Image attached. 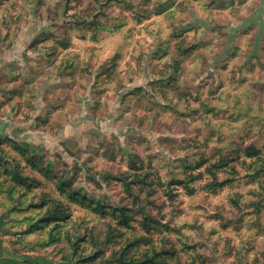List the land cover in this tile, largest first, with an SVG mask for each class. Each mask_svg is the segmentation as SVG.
Here are the masks:
<instances>
[{
  "label": "rangeland",
  "instance_id": "obj_1",
  "mask_svg": "<svg viewBox=\"0 0 264 264\" xmlns=\"http://www.w3.org/2000/svg\"><path fill=\"white\" fill-rule=\"evenodd\" d=\"M263 3L0 0L2 164L34 182L0 196L23 264H117L124 242L264 264ZM57 200L59 230L26 233Z\"/></svg>",
  "mask_w": 264,
  "mask_h": 264
},
{
  "label": "trees",
  "instance_id": "obj_2",
  "mask_svg": "<svg viewBox=\"0 0 264 264\" xmlns=\"http://www.w3.org/2000/svg\"><path fill=\"white\" fill-rule=\"evenodd\" d=\"M18 147V146H16ZM21 151H24L25 156H27L26 158V165L31 166L33 169H36L40 174H44V175H48L49 173L45 170H43L40 165H39V161L31 156L28 155V151L25 150L22 147H18ZM0 196H1V191L7 194V198L8 199H13L15 198L16 201L14 203L13 208L21 206L22 202L21 201V197H23L24 193H20L19 196H14V191L16 190H20L22 188H25L26 190L29 188L31 189V183H34L33 181L31 182V180L27 177V176H23L21 174V162H19L18 160H14V162H12L9 167H5L3 166V164H7L8 160L5 157V155L2 152V149L0 148ZM3 161V162H2ZM3 163V164H2ZM42 172V173H41ZM3 176V177H2ZM9 176V178H7ZM49 176V175H48ZM216 181V180H215ZM58 183V189L57 191H60L65 197H69V198H74L76 192L71 191L66 192L63 189H67V186L64 185L63 182H61L60 180L57 182ZM6 185V186H5ZM5 186V188H3ZM20 187V188H19ZM18 190V191H19ZM60 193V194H61ZM19 198V200H18ZM18 201V202H17ZM54 202V201H53ZM52 204V202L50 203ZM8 204H6L3 201V198H1L0 201V207L4 210H6L7 216H8ZM32 206V205H30ZM40 206L44 207L45 205L40 204ZM62 207H63V203L60 200H57L55 202L54 206H51V208L48 210L47 209V213L44 214L43 217H41L40 219L33 221V223L31 222V224L28 227V230L26 233H30L33 232L35 230H38L40 225H44V224H48L50 221L55 220L54 226H51V230H53V233L59 230L60 225L58 224L57 220H61V218L63 217L64 212H62ZM9 218V216H8ZM10 223V220H9ZM11 226V224H10ZM50 230V232H51ZM116 228L112 227V226H108L107 232H106V236L105 239H107L106 241H109L114 237ZM130 238V237H129ZM128 238V239H129ZM148 243V247H146L142 253L140 254L139 257H134V256H129L127 255V247L129 246V243L124 242L123 244H121V248L119 251L117 252H113L112 256L109 258V262H116L117 264H158L155 262L156 258L161 259L159 257H157L156 254H158L157 250H155L156 248L153 247V243L152 242H147ZM164 257L163 260H167L168 263H170L169 261L173 260V258H176L177 255L175 253L169 254V253H163ZM131 260V261H130Z\"/></svg>",
  "mask_w": 264,
  "mask_h": 264
},
{
  "label": "crops",
  "instance_id": "obj_3",
  "mask_svg": "<svg viewBox=\"0 0 264 264\" xmlns=\"http://www.w3.org/2000/svg\"><path fill=\"white\" fill-rule=\"evenodd\" d=\"M259 9H261L260 14L262 15V16L260 15L259 19L264 21V3L260 6ZM10 75L13 76L12 74ZM5 82H6L5 80L3 81L0 78V86L1 84L5 86ZM1 99L2 97L0 96V100ZM7 116H9L8 112H4L2 118H5V120L7 121V118H6ZM4 125L6 124L5 123L1 124L0 132L9 133L8 129L7 130L2 129ZM19 131H20L19 129L18 131H14L13 132L14 136H16ZM10 231H11V226L9 223V218L7 216L6 210L0 207V264H23L22 259L14 251V246L12 245V241L9 238Z\"/></svg>",
  "mask_w": 264,
  "mask_h": 264
}]
</instances>
